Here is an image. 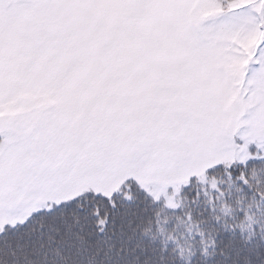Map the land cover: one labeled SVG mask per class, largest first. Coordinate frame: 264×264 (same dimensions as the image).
Wrapping results in <instances>:
<instances>
[{
    "label": "snow or ice",
    "instance_id": "1",
    "mask_svg": "<svg viewBox=\"0 0 264 264\" xmlns=\"http://www.w3.org/2000/svg\"><path fill=\"white\" fill-rule=\"evenodd\" d=\"M0 264H264V0H0Z\"/></svg>",
    "mask_w": 264,
    "mask_h": 264
}]
</instances>
